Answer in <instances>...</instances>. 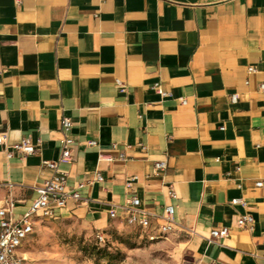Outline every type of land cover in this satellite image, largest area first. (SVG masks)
Masks as SVG:
<instances>
[{"label":"crops","instance_id":"0c3cea01","mask_svg":"<svg viewBox=\"0 0 264 264\" xmlns=\"http://www.w3.org/2000/svg\"><path fill=\"white\" fill-rule=\"evenodd\" d=\"M262 83L264 0H0V209L13 202L19 218L37 199L66 117L69 187L105 180L56 219L104 232L109 204L137 197L175 206L179 264H264ZM25 137L36 154L8 159ZM246 214L253 230L238 225Z\"/></svg>","mask_w":264,"mask_h":264},{"label":"built area","instance_id":"2783aa9c","mask_svg":"<svg viewBox=\"0 0 264 264\" xmlns=\"http://www.w3.org/2000/svg\"><path fill=\"white\" fill-rule=\"evenodd\" d=\"M257 70L254 67L248 69V74H254ZM124 89L122 83H118ZM155 90L160 91V86L156 85ZM260 90L264 92V83L260 85ZM231 102L236 104L238 96L232 95ZM186 104V101H183ZM72 121L64 117L61 121V131L63 140L61 145V156L57 161H45L44 166L51 169L53 174L50 179L45 181L44 185L38 187V197L31 207L19 218L13 217L14 203L10 202L6 207L0 209V264H25L24 247L30 237L35 233V228L40 221L55 220L61 210L67 207L70 200L82 202L87 200L83 196V190L94 183H103L104 177L98 173L93 181L78 183L71 188L68 184V174L61 170V166L73 161L74 139L70 135ZM97 142H90V146H96ZM0 146H6L5 139L0 135ZM7 151L8 159L18 153L22 157L36 154L37 149L29 137L22 139L20 143L14 144ZM124 158V155L121 156ZM167 167L165 161L155 163L157 172H163ZM12 188L13 184H8ZM258 188L264 186L263 181L256 183ZM171 198L176 199V193L173 189L169 191ZM232 205H243L247 207L244 199L232 200ZM109 217L114 221L121 222L129 227L136 229L140 237L148 242H157L170 237L180 226L176 220V208L173 205L165 206L163 213L159 214L143 207L142 202L137 197H132L125 204H109ZM254 217L246 214L239 219L238 225L241 228L253 230ZM230 235V229L227 227L221 230L212 231L211 237L227 238ZM97 239L103 243L105 236L98 232ZM216 264V263H212Z\"/></svg>","mask_w":264,"mask_h":264},{"label":"rangeland","instance_id":"374dc122","mask_svg":"<svg viewBox=\"0 0 264 264\" xmlns=\"http://www.w3.org/2000/svg\"><path fill=\"white\" fill-rule=\"evenodd\" d=\"M100 243L97 231L70 218L40 221L24 247L25 264H179L168 239L148 242L114 222Z\"/></svg>","mask_w":264,"mask_h":264},{"label":"trees","instance_id":"16d2710c","mask_svg":"<svg viewBox=\"0 0 264 264\" xmlns=\"http://www.w3.org/2000/svg\"><path fill=\"white\" fill-rule=\"evenodd\" d=\"M121 223V222H120ZM123 224V223H122ZM103 234L105 233V231L104 232H102ZM97 234H98V232H97ZM105 236V235H104ZM105 241V240H104Z\"/></svg>","mask_w":264,"mask_h":264}]
</instances>
